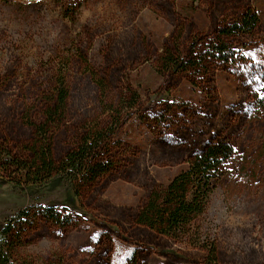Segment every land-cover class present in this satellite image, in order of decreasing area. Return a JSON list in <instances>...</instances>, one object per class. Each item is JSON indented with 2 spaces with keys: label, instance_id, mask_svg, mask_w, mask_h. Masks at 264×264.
I'll return each instance as SVG.
<instances>
[{
  "label": "rangeland",
  "instance_id": "rangeland-1",
  "mask_svg": "<svg viewBox=\"0 0 264 264\" xmlns=\"http://www.w3.org/2000/svg\"><path fill=\"white\" fill-rule=\"evenodd\" d=\"M247 9L251 36L219 35ZM220 40L234 60L212 55ZM261 96L264 0H0V147L18 160L0 167L9 262L264 264ZM111 127L109 172L75 195L45 183L48 163ZM216 139L234 155L201 220L215 253L138 224L150 193ZM44 203L72 221L45 219Z\"/></svg>",
  "mask_w": 264,
  "mask_h": 264
},
{
  "label": "trees",
  "instance_id": "trees-1",
  "mask_svg": "<svg viewBox=\"0 0 264 264\" xmlns=\"http://www.w3.org/2000/svg\"><path fill=\"white\" fill-rule=\"evenodd\" d=\"M259 24V17L254 10L247 9L231 24L218 29L220 36L233 35L251 36ZM209 50L212 55L222 62L234 60L235 55L221 40L212 45ZM193 53V51H192ZM202 57L201 61H207ZM174 71L184 68L185 65L174 62ZM97 85L105 89L102 79H97ZM65 92L61 89L58 95V105L62 104ZM264 100V96L258 97ZM116 130L112 127L98 132L92 137L84 139L81 145L72 150L66 159L57 165L48 163L45 183L53 187H61L67 194H76L81 185H92L99 177L110 171L113 164V135ZM234 155L233 147L226 139H216L208 144L197 156L191 159L188 166L178 172L165 187L154 189L145 204L136 215V222L144 225L159 234L179 243L188 242L190 245L200 246L211 254L215 247L209 237L203 232L201 220L206 216L212 195L217 182L223 175L225 165ZM18 166V160L7 148L0 147V167L6 170ZM72 200H66L61 205L69 211ZM42 216L59 225L72 221L69 216L54 212L55 205L44 203ZM78 216L90 219L89 214ZM29 219L25 212L21 217ZM21 220V219H20ZM21 222V221H20ZM7 219H0V264H11L6 249V241L11 235L14 225Z\"/></svg>",
  "mask_w": 264,
  "mask_h": 264
}]
</instances>
